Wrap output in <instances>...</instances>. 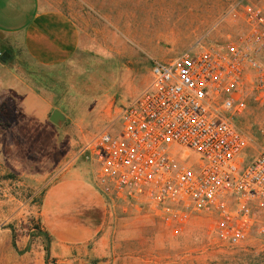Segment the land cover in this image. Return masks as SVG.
<instances>
[{"label": "rangeland", "instance_id": "rangeland-1", "mask_svg": "<svg viewBox=\"0 0 264 264\" xmlns=\"http://www.w3.org/2000/svg\"><path fill=\"white\" fill-rule=\"evenodd\" d=\"M41 1L81 31L79 62L72 68L27 72L31 88L46 99L48 115L54 107L67 115L57 135L70 154L106 127L120 105L146 86L152 58L166 61L198 43L223 40L244 25L235 7L239 0ZM252 1L264 5V0ZM92 90L96 95L88 94ZM101 101L102 110L97 108ZM2 104L14 117L0 122V264H264V249L258 244L227 245L216 237L206 216L193 217L174 235L146 210L104 197L103 215L88 213L101 222L97 233L77 241L82 225L75 218L72 238L53 244L51 232H46L47 239L36 228L42 226L39 211L48 183L35 184L9 169L14 148L21 153L32 146L23 141L30 130L16 131L15 104L8 97ZM240 122L264 142L263 111L251 104ZM15 137L18 141L13 143ZM46 147L40 146L42 151ZM88 169L93 177L90 163Z\"/></svg>", "mask_w": 264, "mask_h": 264}, {"label": "built area", "instance_id": "built-area-1", "mask_svg": "<svg viewBox=\"0 0 264 264\" xmlns=\"http://www.w3.org/2000/svg\"><path fill=\"white\" fill-rule=\"evenodd\" d=\"M235 7L237 32L152 58L146 86L78 154L104 198L146 210L172 234L203 215L227 245L264 249V142L240 122L251 104L264 112V5Z\"/></svg>", "mask_w": 264, "mask_h": 264}, {"label": "crops", "instance_id": "crops-1", "mask_svg": "<svg viewBox=\"0 0 264 264\" xmlns=\"http://www.w3.org/2000/svg\"><path fill=\"white\" fill-rule=\"evenodd\" d=\"M43 4L41 0H0V56L5 51L9 54L8 62L0 59V101L8 97L15 104L17 119L13 127L16 131L29 129L30 135L23 136V141L26 146L32 145L21 153L14 148L9 169L30 177L35 184L48 183L39 220L43 229L53 234V244L72 238L75 218L82 225L76 239L83 241L99 231L101 222L90 219L88 213L103 215L105 199L94 186L88 161L78 154L80 147L70 154L64 139L57 135L67 115L54 107L51 112L59 110L64 119H49L46 99L31 88L28 74L31 69L50 73L61 67L72 68L79 62L81 31L60 12ZM90 93L96 95L94 90ZM101 102L97 106L100 110L105 105ZM17 141L15 137L13 143ZM42 145H47L44 151Z\"/></svg>", "mask_w": 264, "mask_h": 264}, {"label": "trees", "instance_id": "trees-1", "mask_svg": "<svg viewBox=\"0 0 264 264\" xmlns=\"http://www.w3.org/2000/svg\"><path fill=\"white\" fill-rule=\"evenodd\" d=\"M13 112L12 110L10 109V107H8L6 104H2L0 105V122L1 121H8V122H11V120L13 119ZM36 228L38 230V234H42L44 236H47V239H48V235H47V231L42 229L43 227L42 226H39L38 224L36 225ZM50 241V240H49ZM16 243V240L14 238V235H13V244ZM47 253L49 251V247H47Z\"/></svg>", "mask_w": 264, "mask_h": 264}, {"label": "water", "instance_id": "water-1", "mask_svg": "<svg viewBox=\"0 0 264 264\" xmlns=\"http://www.w3.org/2000/svg\"><path fill=\"white\" fill-rule=\"evenodd\" d=\"M0 59L3 61V62H7L8 59H9V54L5 51L1 54L0 56ZM49 119L53 122H57V121H62L64 119V116L62 115V113L57 110V109H54L50 116H49Z\"/></svg>", "mask_w": 264, "mask_h": 264}]
</instances>
